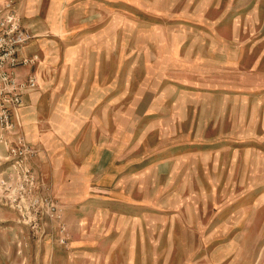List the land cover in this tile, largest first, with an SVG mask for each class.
<instances>
[{
	"label": "rangeland",
	"instance_id": "obj_1",
	"mask_svg": "<svg viewBox=\"0 0 264 264\" xmlns=\"http://www.w3.org/2000/svg\"><path fill=\"white\" fill-rule=\"evenodd\" d=\"M14 2L0 264H264V0Z\"/></svg>",
	"mask_w": 264,
	"mask_h": 264
},
{
	"label": "built area",
	"instance_id": "obj_2",
	"mask_svg": "<svg viewBox=\"0 0 264 264\" xmlns=\"http://www.w3.org/2000/svg\"><path fill=\"white\" fill-rule=\"evenodd\" d=\"M31 34L25 29L14 0L0 3V127L13 128L12 111L24 103L25 94L39 86L37 74L29 73L21 78L20 67H33L40 59L38 55L20 58L19 54L31 41ZM24 148L22 139L18 147L12 148L17 154ZM64 232V230H63ZM63 245L67 239L62 238Z\"/></svg>",
	"mask_w": 264,
	"mask_h": 264
},
{
	"label": "crops",
	"instance_id": "obj_3",
	"mask_svg": "<svg viewBox=\"0 0 264 264\" xmlns=\"http://www.w3.org/2000/svg\"><path fill=\"white\" fill-rule=\"evenodd\" d=\"M24 24V23H23ZM24 27H25V25H24ZM25 29L30 33V34H32L31 32H30V30L29 29H27V27H25ZM32 36V35H31ZM32 39H33V36H32ZM32 39H31V41H32ZM30 41V42H31ZM29 42V43H30ZM28 45V44H27ZM26 45V46H27ZM32 55H34V53L33 54H31V55H25L22 51L20 52V54H19V56H20V58H25V57H29V56H32ZM33 57V56H32ZM39 68H43V60H40L36 65H35V69H39ZM33 96V95H32ZM31 97V95H29V94H26L25 95V97L24 98H30Z\"/></svg>",
	"mask_w": 264,
	"mask_h": 264
}]
</instances>
